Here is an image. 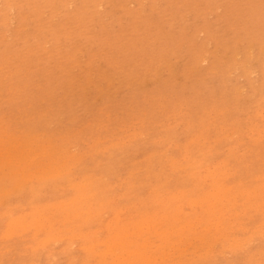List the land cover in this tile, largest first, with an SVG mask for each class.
I'll return each mask as SVG.
<instances>
[{"label": "rangeland", "instance_id": "obj_1", "mask_svg": "<svg viewBox=\"0 0 264 264\" xmlns=\"http://www.w3.org/2000/svg\"><path fill=\"white\" fill-rule=\"evenodd\" d=\"M263 103L264 0H0V264H264Z\"/></svg>", "mask_w": 264, "mask_h": 264}, {"label": "bare ground", "instance_id": "obj_2", "mask_svg": "<svg viewBox=\"0 0 264 264\" xmlns=\"http://www.w3.org/2000/svg\"><path fill=\"white\" fill-rule=\"evenodd\" d=\"M140 1H141V0H140ZM125 4H126V3H125ZM177 6H178V5H177ZM69 7H70V6H69ZM215 11H216V10H215ZM56 13H57V12H56ZM23 17H24V16H23ZM103 17H104V16H103ZM244 24H245V23H244ZM200 34H202V33H200ZM236 44H237V43H236ZM81 50H82V49H81ZM229 74H230V73H229ZM249 76H251V75H249ZM240 79H241V78H240ZM104 81H105V80H104ZM234 89H235V88H234ZM240 90H241V89H240ZM256 92H257V91H256ZM156 98H157V97H156ZM180 102H181V101H180ZM161 103H162V102H161ZM261 103H262V102H261ZM158 104H159V103H158ZM179 104H180V103H179ZM263 104H264V103H263ZM260 105H261V104H260ZM163 108H165V107H163ZM177 108H178V106H177ZM179 108H180V107H179ZM186 108H187V107H186ZM166 109H167V108H166ZM161 110H162V109H161ZM167 110H168V109H167ZM217 110H218V109H217ZM263 110H264V109H263ZM209 111H210V110H209ZM219 112H220V111H219ZM256 112H257V111H256ZM166 113H167V112H166ZM174 113H176V112H174ZM217 113H218V112H217ZM259 113H260V112H259ZM180 114H181V113H180ZM256 114H258V113H256ZM256 114H255V115H256ZM143 115H144V114H143ZM168 115H169V114H168ZM260 115H261V114H259V116H260ZM263 115H264V114H263ZM138 117H139V116H138ZM261 117H262V116H261ZM165 118H166V117H165ZM249 118H250V117H249ZM138 119H139V118H138ZM203 119H204V118H203ZM262 119H263V118H262ZM262 119H261V120H262ZM1 120H2V119H1ZM98 120H99V119H98ZM121 120H122V119H121ZM163 120H164V119H163ZM143 121H144V120H143ZM177 121H178V120H177ZM96 122H97V121H96ZM139 122H140V121H139ZM174 122H175V121H174ZM261 122H262V121H261ZM207 123H208V122H207ZM152 124H153V123H152ZM163 124H164V123H163ZM95 125H96V124H95ZM173 125H174V124H173ZM195 125H196V124H195ZM251 125H252V124H251ZM254 125H255V124L253 123V126H254ZM256 125H257V123H256ZM261 125H262V124H261ZM261 125H260V126H261ZM263 125H264V124H263ZM50 126H51V125H50ZM87 126H88V125H87ZM146 126H147V125H146ZM174 126H175V125H174ZM190 126H191V125H190ZM236 126H237V125H236ZM133 127H134V126H133ZM141 127H142V126H141ZM254 127H255V133H256V126H254ZM254 127H253V128H254ZM88 128H89V127H88ZM190 128H191V127H190ZM223 128H224V127H223ZM250 128H252V127L250 126ZM262 128H263V127H261V130H262ZM106 129H107V128H106ZM258 129H259V128H258ZM258 129H257V131H258ZM127 130H128V129H127ZM207 130H208V129H207ZM218 130H219V129H218ZM259 130H260V129H259ZM32 131H33V130H32ZM118 131H119V130H118ZM251 131H252V130H251ZM263 131H264V129H263ZM46 132H47V131H46ZM203 132H204V131H203ZM260 132H261V131H260ZM38 133H39V132H38ZM226 133H227V132H226ZM86 134H87V133H86ZM144 134H145V133H144ZM233 134H234V133H233ZM260 134H261V133H260ZM8 135H9V134H8ZM36 135H37V134H36ZM104 135H105V134H104ZM256 135H257V133H256ZM261 135H262V134H261ZM261 135H260V136H261ZM263 135H264V134H263ZM32 136H33V135H32ZM248 136H249V135H248ZM257 136L259 137V140L263 138V137L260 138L259 134H258ZM107 137H108V136H107ZM141 137H142V136H141ZM228 137H229V136H228ZM77 138H78V137H77ZM229 138H231V137H229ZM139 139H140V138H139ZM161 139H162V138H161ZM11 140H12V139H11ZM34 140H35V139H34ZM34 140H33V141H34ZM158 140H159V139H158ZM256 140H257V139H256ZM259 140H258V141H259ZM33 141H32V142H33ZM36 141H37V140H36ZM36 141H34V142H36ZM38 141H39V140H38ZM184 142H185V141H184ZM193 142H195V141H193ZM202 142H203V141H202ZM202 142H201V143H202ZM42 143H44V142H42ZM127 143H128V142H127ZM170 143H171V142H170ZM170 143H169V144H170ZM196 143L198 144V142H196ZM238 143H239V142H238ZM24 144H25V143H24ZM31 144H34V143H31ZM31 144H29V145L31 146ZM35 144H36V143H35ZM37 144H38V142H37ZM49 144H52V143H49ZM54 144H55V143H54ZM199 144H200V143H199ZM27 145H28V144H27ZM38 145H39V144H38ZM45 145H46V144H45ZM45 145H44V146H45ZM52 145H53V144H52ZM209 145H210V144H209ZM25 146H26V145H25ZM30 146H29V148H30L29 150H31V147H30ZM40 146L43 147V144H41ZM46 146H47V145H46ZM46 146H45V147H46ZM53 146H54V145H53ZM62 146H63V145H62ZM62 146H61V147H62ZM42 147H41V149H42ZM49 147H51V146H49ZM49 147H48V148H49ZM67 147H68V146H67ZM67 147H66L65 149H67ZM72 147H73V146H72ZM32 148H33V147H32ZM34 148H35V147H34ZM38 148H40V147H38ZM43 148H44V147H43ZM46 148H47V147H46ZM46 148H45V149H46ZM53 148H54V147H53ZM63 148H64V147H63ZM69 148H70V146H69ZM77 148H78V147H77ZM165 148H166V147H165ZM27 149H28V146H27ZM41 149H40L39 151H41ZM58 149H59V147H58ZM211 149H212V148H211ZM246 149H247V148H246ZM25 150H26V149H25ZM29 150H27V151H29ZM50 150H52V149H50ZM54 150H55V149H54ZM67 150H68V149H67ZM69 150H71V148H70ZM121 150H122V149H121ZM238 150H239V149H238ZM32 151L35 152V149H33ZM52 151H53V150H52ZM257 151H258V150H257ZM45 152L47 153L48 151L46 150V151H44V153H45ZM50 152H51V151H50ZM50 152H49V153H50ZM57 152H58V151H57ZM59 152H60V151H59ZM63 152H64V151H63ZM165 152H166V150H165ZM217 152H218V151H217ZM233 152H235V151H233ZM27 153H28V152H27ZM27 153H26V154H25V153H24V154L21 153V154H18V156L16 155L17 157H16V156H15V157L12 156V157L17 158V159H15V160H17V162H20V161L24 160V162H27V163H28V160L30 159V156H29V153H28V155H27ZM39 153H43V152L41 151V152H39ZM39 153L36 152L35 154H39ZM51 153H53V152H51ZM54 153H55V151H54ZM66 153H67V152H66ZM161 153H162V152H161ZM30 154H31V153H30ZM35 154H34V155H35ZM61 154H63V153H61ZM110 154H111V153H110ZM164 154H166V153H164ZM164 154H163V155H164ZM50 155H51V154H50ZM149 155H150V154H149ZM210 155H211V154H210ZM40 156H42V155H40ZM44 156H45V154H44ZM54 156H55V155H54ZM57 156H58V155H57ZM165 156H166V155H165ZM12 157L10 158V156H9L8 159H10V160L14 159V158H12ZM51 157H52V159H53V156H51ZM63 157H64V156H63ZM68 157H71V155L68 156ZM183 157H184V156H183ZM26 159H27V160H26ZM52 159H51V160H52ZM57 159H58V158H57ZM92 159H93V158H92ZM96 159H97V158H96ZM163 159H164V158H163ZM51 160H50V161H51ZM31 161L33 162L34 160L31 159ZM50 161H49V163H50ZM227 161H228V160H227ZM11 162H12V161H11ZM32 162H31V163H32ZM52 162H53V161H52ZM14 163H15V162H14ZM14 163H13V164H14ZM56 163H57V162H56ZM118 164H119V163H118ZM173 164H174V162H173ZM198 164H199V161H198ZM253 164H254V163H253ZM257 164H258V163H257ZM4 165H5V164H3V165H1V166H4ZM8 165H10L9 162H8ZM48 165H49V164H48ZM151 165H152V164H151ZM192 165H193V164H192ZM194 165H195V164H194ZM202 165H203V164H202ZM247 165H248V164H247ZM59 166H60V164H59ZM59 166H58V167H59ZM195 166H198V165H195ZM53 167H54V166H53ZM56 167H57V166H56ZM56 167H55V169H56ZM151 167H153V166H151ZM214 167H215V166H214ZM216 167H217V166H216ZM172 168H173V166H172ZM226 168H227V167H226ZM41 169H42V168H41ZM212 169H213V168H212ZM215 169H216V168H215ZM222 169H223V167H222ZM49 170H50V169H49ZM145 170H146V169H145ZM195 170H198V169H195ZM200 170H202V169H200ZM210 170H211V169H210ZM249 170H250V169H249ZM14 171H16V170H14ZM54 171H56V170H54ZM113 171H114V170H113ZM198 171H199V170H198ZM212 171H213V170H212ZM16 172H17V171H16ZM14 173H15V172H14ZM52 173H53V172H52ZM229 173H230V172H229ZM234 173H235V172H234ZM193 174H194V173H193ZM193 174L191 173L192 176H193ZM213 174H214V173H213ZM225 174H226V173H225ZM135 175H136V174H135ZM202 175H203V174H202ZM232 175H233V174H232ZM101 176H102V175H101ZM194 176H195V174H194ZM213 176H214V175H213ZM227 176H228V174H227ZM204 177H205V176H204ZM223 177H224V176H223ZM205 178H206V177H205ZM220 178H221V177H220ZM226 178H227V177H226ZM226 178H225V179H226ZM102 179H103V176H102ZM104 179H105V177H104ZM198 179H199V178H198ZM201 180H202V179H201ZM201 180H200V181H201ZM56 181H57V180H56ZM203 181H204V180H203ZM224 181H225V180H224ZM31 182H32V181H31ZM82 183H83V182H82ZM132 183H133V182H132ZM213 183H214V182H213ZM213 183H212V184H213ZM215 183H216V182H215ZM241 183H242V182H241ZM253 183H254V182H253ZM261 183H262V182H261ZM85 184H87V183H85ZM85 184H84V185H85ZM236 184H238V183H236ZM239 184H240V183H239ZM239 184H238V185H239ZM262 184L264 185V183H262ZM80 185H81V184H79V186H77V187H80ZM90 185H91V183H90ZM242 185H243V183H242ZM75 186H76V185H75ZM81 186H82V190H83V189H84V188H83V187H84L83 184H82ZM178 186H179V185H178ZM210 186H211V185H210ZM220 186L222 187V184H220ZM229 186L231 187V185H229ZM240 186H241V185H240ZM77 187H76V188H77ZM217 187H218V186H217ZM221 187H219V188H220V189L224 188V187H222V188H221ZM230 187H229V188H230ZM232 187H233V185H232ZM238 187H239V186H238ZM260 187H263V186H260ZM260 187H259V188H260ZM44 188H46V187H44ZM85 188H87V187H85ZM215 188H216V187H215ZM229 188H228V189H229ZM234 188H235V187H233V190H234ZM242 188H243V187H242ZM242 188H241L240 190H242ZM194 189H195V188H194ZM212 189H213V187H211V191H212ZM226 189H227V188H225L224 191L222 190V194H223V192L226 191ZM230 189H231V188H230ZM246 189H247V188H246ZM80 190H81V188H80ZM84 190H85V189H84ZM89 190H90V189H89ZM209 190H210V189H209ZM218 190H219V189H218ZM231 190H232V189H231ZM240 190H239V191H240ZM249 190H251V189H249ZM252 190H253V189H252ZM261 190H262V188H261ZM261 190H259V191L261 192ZM216 191H217V190H216ZM212 192H213V191H212ZM242 192L244 193V191H241V193H242ZM92 193L94 194L93 191H92ZM154 193H155V192H154ZM217 193H219V192L217 191V192L215 193V196H216ZM220 193H221V192H220ZM227 193H228V192H227ZM239 193H240V192H239ZM241 193H240V194H241ZM248 193H249V192H248ZM252 193H253V197H254L255 194H254V192H252ZM252 193H249V194L251 195ZM257 193H258V192H257ZM262 193H263V192H262ZM262 193H260V195H262ZM74 194H76V193H74ZM108 194H109V193H108ZM232 194H233V193H232ZM245 194H246L247 196H250V195L247 194V192H245ZM78 195H82V193H80V194H78ZM88 195L90 196L91 193L88 194ZM88 195H87V197H88ZM208 195H209V197H210L211 195H214V193H212V194H208ZM208 195H207V197H208ZM217 195H218V194H217ZM223 195H224V194H223ZM223 195H221V196H223ZM230 195H231V194H230ZM236 195L238 196L239 194H237V192H236L235 196H236ZM246 195L244 196V199L246 198V199L248 200V198L246 197ZM263 195H264V193H263ZM263 195H262V196H263ZM13 196H14V195H13ZM154 196H155V195H154ZM198 196H199V195H198ZM204 196H205V195H204ZM226 196H227V195H226ZM231 196H232V195H231ZM233 196H234V195H233ZM233 196H232V197H233ZM241 196H242V195H241ZM256 196H258V194H257ZM15 197H16V195H15ZM74 197H75V196H74ZM79 197H80V196H79ZM83 197H85V196L83 195ZM152 197H153V196H152ZM199 197H200V196H199ZM199 197H198V199H199ZM239 197H240V196H239ZM258 197H260V196H258ZM80 198H81V197H80ZM80 198H79V199H80ZM91 198H92V197H91ZM200 198H201V197H200ZM222 198H223V197H222ZM222 198H221V199H222ZM225 198H226V197H225ZM227 198L229 199L230 196H228ZM227 198H226V199H227ZM235 198H236V197H235ZM256 198H257V197H255V199H256ZM73 199H76V198H73ZM73 199H71V201H73ZM82 199H83V198H82ZM88 199H89V198H88ZM176 199H177V198H176ZM192 199H193V198H192ZM195 199H196V198H195ZM203 199H204V197H203ZM208 199H209V198H208ZM210 199H212V197H211ZM216 199L218 200V198H216ZM260 199H261V198H260ZM47 200H48V199H47ZM170 200H171V199H170ZM184 200H185V199H184ZM190 200H191V199H190ZM190 200H189V201H190ZM204 200H207V198H205ZM204 200H202L203 203H204ZM229 200H230V199H229ZM232 200H233V199H232ZM235 200H236V199H234V201H235ZM241 200H242V199H241ZM257 200H258V198H257ZM75 201H76V200H75ZM75 201H74V202H75ZM115 201H116V200H115ZM173 201H174V200H173V198H172V202H173ZM187 201H188V200H187ZM194 201H195L194 203H192L193 201L191 202L192 205H193V204L196 205L195 203H197V202H196V200H194ZM200 201H201V199H200ZM202 201H201V203H202ZM207 201H208V200H207ZM212 201H213V200H212ZM226 201H227V200H226ZM261 201H262L261 203H262L263 206H264L263 199H262ZM78 202H79V201H78ZM102 202H103V201H102ZM110 202H112V201L110 200ZM164 202H165V201H164ZM164 202H163V203H164ZM214 202H215V201H214ZM214 202H212V203H214ZM220 202H221V201H220ZM227 202H228V201H227ZM227 202H226V203H227ZM236 202H237V201H236ZM259 202H260V201H259ZM62 203H63V202H62ZM69 203H70V202H69ZM71 203H72V202H71ZM76 203H77V202H76ZM86 203H87V202H86ZM91 203H92V202H90V204H91ZM100 203H101V202H100ZM170 203H171V202H170ZM201 203H200V206H201V205L203 206L204 204H203V203L201 204ZM212 203H210V204L212 205ZM254 203H255V202H254ZM74 204H75V203H74ZM90 204H89L88 206H90ZM205 204H206V201H205ZM234 204H235V202H234ZM237 204H238V203H237ZM249 204H251V203H249ZM249 204H248V205H249ZM262 204H259L258 206H260V205H262ZM57 205H59V204H57ZM57 205H56V206H57ZM62 205H63V204H62ZM66 205H67V204H66ZM70 205H71V204H69L68 206H70ZM103 205H104V204H103ZM180 205H181V203H180ZM213 205H215V204H213ZM216 205H218V202H217ZM221 205H222V204L220 203V206H221ZM225 205H226V204H225ZM248 205H247V206H248ZM251 205H252V204H251ZM256 205H257V202H256ZM59 206H60V205H59ZM63 206H64V205H63ZM81 206H82V205H81ZM99 206H100V205H99ZM114 206H115V205H114ZM189 206H191V204H189ZM198 206H199V205H198ZM202 206H201V207H202ZM206 206H207V204H206ZM222 206H223V205H222ZM222 206H221V207H222ZM230 206H231V204H230ZM45 207H46V206H45ZM47 207H48V206H47ZM57 207H58V206H57ZM60 207H61V206H60ZM74 207L77 208L76 205H75ZM107 207H108V206H107ZM111 207H113V206H111ZM157 207H158V206H157ZM201 207H200V208H201ZM227 207H228V206H227ZM232 207H235V206L233 205V206H231V208H232ZM251 207H254V206H251ZM260 207H261V206H260ZM51 208H52V207H51ZM64 208H65V207H64ZM71 208H72V207H71ZM103 208H104V207H103ZM178 208H179V207H178ZM214 208H215V206H214ZM222 208H223V207H222ZM222 208H221V209H218V208H217V210H223ZM225 208H226V206H225ZM35 209H36V208H35ZM61 209H63V208L61 207ZM104 209H105V208H104ZM175 209H176V208H175ZM193 209H195V208H193ZM207 209L209 210V207H207ZM256 209H258V208H256ZM256 209H255V210H256ZM57 210H58V209H57ZM88 210H89V209H88ZM88 210L86 209V211H88ZM92 210H94V209H92ZM106 210H107V209H106ZM117 210H119V208H118ZM117 210H116V211H117ZM124 210H125V209H124ZM201 210H205V209H201ZM208 210H207V211H208ZM217 210L215 209V211H217ZM227 210H228V209L226 208V211H227ZM262 210H263V212H264V208H261V210H259L258 213H260V211H262ZM65 211H66V210H65ZM82 211H84V210H82ZM101 211H102V208H101ZM103 211H105V210H103ZM103 211H102V212H103ZM171 211H172V210H171ZM180 211H181V210H180ZM210 211H211V210H210ZM210 211H209V212H210ZM226 211H225V212H226ZM228 211H229V210H228ZM244 211H245V210H244ZM249 211H250V209H249ZM89 212H90V211H89ZM107 212H108V211H107ZM107 212L105 211V213H107ZM158 212H159V211H158ZM174 212H175V211H174ZM174 212H173V213H174ZM197 212H198V211H197ZM204 212H205V211H204ZM204 212H203V213H204ZM211 212H213V211H211ZM232 212H233V211H232ZM234 212H235V211H234ZM263 212H262V213H263ZM48 213H49V212H48ZM61 213H62V212H61ZM77 213H78V211H77ZM105 213H104V214H105ZM167 213H168V212H167ZM175 213H177V212H175ZM188 213H189V212H188ZM216 213H218V212H215V214H216ZM223 213H224V212H223ZM230 213H231V212H230ZM230 213H227V214H230ZM242 213H244V212H242ZM251 213H252V212H251ZM62 214H63V213H62ZM67 214H68V213H67ZM67 214H66V215H67ZM74 214H76V213H74ZM101 214H103V213H101ZM114 214H115V213H114ZM165 214H166V212H165ZM181 214H182V212H181ZM181 214H179V215L181 216ZM189 214H190V213H189ZM220 214H221V213H220ZM220 214H218V215H220ZM227 214H226V216H227ZM234 214H236V213H234ZM42 215H43V214H42ZM66 215H65V216H66ZM71 215H72V214H71ZM79 215H80V214H79ZM98 215H100V214H98ZM152 215H153V214H152ZM161 215H162V214H160V217H162ZM175 215H176V214H174V216H175ZM177 215H178V214H177ZM198 215H199V214H198ZM198 215H197V216H198ZM211 215H212V213H211ZM213 215H214V213H213ZM221 215H222V214H221ZM236 215H237V214H236ZM241 215H243V214H241ZM142 216H143V215H142ZM150 216H151V215H150ZM163 216H164V220H165L167 217L165 218L166 215H163ZM167 216H168V214H167ZM184 216H185V215H184ZM197 216H195V217H197ZM234 216H235V215H234ZM238 216H239V215H238ZM250 216H252V214H251ZM7 217H8V216H7ZM19 217H20V216H19ZM21 217H22V216H21ZM21 217H20V218H21ZM26 217H27V216H26ZM58 217H59V216H58ZM63 217H64V215H63ZM67 217L69 218V216H67ZM96 217H98V216H96ZM198 217H200V216H198ZM213 217H214V216H213ZM217 217H218V219H219V220H218V219L216 218L218 222H220L221 218L223 219V216H222V217H221V216H217ZM219 217H221V218H219ZM241 217H242V216H241ZM248 217H249V216H248ZM248 217H247V218H248ZM51 218H52V217H51ZM71 218H72V216H71ZM71 218L69 219V222H70ZM74 218H75V217H74ZM116 218H118V217H116ZM144 218H145V217H144ZM144 218H143V219H144ZM174 218H175V217H174ZM226 218H227V217H226ZM230 218H231V215H230ZM250 218H251V217H250ZM255 218H256V217H255ZM37 219H38V218H37ZM37 219H36V220H37ZM101 219H102V218H101ZM101 219H100V220H101ZM149 219H150V217H149ZM149 219H147V220H149ZM159 219H160V218H159ZM168 219H170V218H168ZM195 219H196V218H195ZM210 219H211V217H210ZM210 219H208V220H210ZM227 219H229V217H228ZM14 220H15V219H14ZM16 220H17V218H16ZM16 220H15V221H16ZM22 220L25 221L26 219H22ZM43 220H44V218H43ZM45 220H46V219H45ZM65 220H66V219H65ZM83 220H85V219L83 218ZM100 220H99V222H100ZM145 220H146V219H145ZM157 220H158V219H157ZM157 220L155 221V222H156L155 224H157V222H158V225H159L160 221H157ZM172 220H173V219H172ZM175 220H176V219H175ZM180 220H181V219H180ZM197 220H198V218H197ZM201 220H202V219L200 218L199 221H201ZM206 220H207V219H206ZM263 220H264V219H263ZM37 221H39V220H37ZM37 221H36V222H37ZM61 221H62V220H61ZM67 221H68V220H67ZM67 221H66V222H67ZM110 221H111V219H110ZM115 221H116V220H114V222H115ZM176 221H177V220H176ZM187 221H188V220H186V223H187ZM191 221H192V220H191ZM203 221H204V220H203ZM223 221H224V220H223ZM226 221H227V220H226ZM231 221H232V220H231ZM231 221H230V222H231ZM236 221H237V220H235V221H233V222H236ZM17 222H18V221H17ZM26 222H27V221H26ZM45 222H46V221H45ZM45 222H44V223H45ZM64 222H65V221H64ZM66 222H65V223H66ZM96 222H97V221H96ZM99 222H98V223H99ZM112 222H113V221H112ZM142 222H143V221H142ZM142 222H141V223H142ZM146 222H147V221H146ZM146 222H145V223H146ZM169 222H170V221H169ZM192 222H194V221H192ZM210 222H211V221H210ZM210 222H209V223H210ZM213 222H214V221L212 220L211 223H213ZM218 222H216V220H215V225H216V223H218ZM228 222H229V221H228ZM228 222H227V223H228ZM233 222H232V225H234ZM238 222H239V221H238ZM262 222H263V221H262ZM41 223H42V221H41ZM86 223H87V222H86ZM106 223H107V222H106ZM137 223H138V222H137ZM153 223H154V222H153ZM186 223H185V224H186ZM196 223H197V222H196ZM200 223H201V222H200ZM206 223H207V222H206ZM211 223H210V224H211ZM227 223H226L225 225H227ZM10 224H11V223H10ZM31 224H33L32 227H36V226L38 227V225H41V224H39V223H38V225H36L35 223H31ZM48 224H49V223H48ZM48 224H47V225H48ZM51 224H52V223H51ZM51 224H50V225H51ZM110 224H111V222H110ZM116 224H118V223H116ZM135 224H136V222L133 223L132 225L135 226ZM147 224H149V222H147ZM181 224H182V223H181ZM237 224H238V223H237ZM13 225H16V224H13ZM13 225H12V226H13ZM24 225H25V224H24ZM34 225H36V226H34ZM42 225H43V224H42ZM71 225H72V224H71ZM80 225H81V224H80ZM80 225H79V226H80ZM107 225H108V223H107ZM183 225H184V223H183ZM192 225H193V224H192ZM192 225L189 224L190 228L192 227ZM200 225H201V224H200ZM200 225H199V226H200ZM205 225H206V224H205ZM205 225H204V226H205ZM207 225H209V224H207ZM223 225H224V223H223ZM263 225H264V224H263ZM12 226L9 227V225H8L9 228H11ZM16 226H17V225H16ZM16 226H15V227H16ZM79 226H78V227H79ZM90 226H91V225H90ZM108 226H109V225H108ZM108 226H107V227H108ZM134 226H132V228L136 229L138 225L136 226V228H135ZM142 226H143V225H142ZM152 226H153V225H152ZM156 226H157V225H156ZM189 226H188V227H189ZM228 226H229V225H228ZM228 226H226V228L224 229L223 232H226L225 230L227 229ZM20 227H21V224H19V228H20ZM70 227H72V226H70ZM76 227H77V226H76ZM112 227L115 228V226H112ZM122 227H124V226H122ZM166 227H167V226H166ZM171 227H172V226H171ZM178 227H179V226H178ZM178 227H177V228H178ZM220 227H221V226H220ZM220 227H219V228H220ZM222 227H223V226H222ZM224 227H225V226H224ZM9 228H8V229H9ZM21 228H22V227H21ZM28 228H29V227H27V229H28ZM54 228H55V227H54ZM54 228H53V229H54ZM140 228H141V226H140ZM145 228H146V225H145ZM151 228H152V227H151ZM156 228H157V227H156ZM177 228H175V229H177ZM181 228H182V227H181ZM185 228H187V225H186V227L183 228V230H184ZM202 228H203V227H202ZM202 228H201V229H202ZM207 228H208V226H207ZM231 228H232V227H231ZM237 228H238V227H237ZM242 228H243V227H242ZM242 228H241V229H242ZM13 229H14V226H13ZM17 229H18V228H15V230H17ZM24 229H25V228H24ZM24 229H22V231H23ZM27 229H26V231H27ZM47 229L49 230V227H48ZM50 229H52V228H50ZM70 229H72V228H70ZM70 229H69V230H70ZM106 229H107V228H106ZM126 229H128V228H126ZM134 229H133V231H135ZM147 229H148V228H147ZM164 229H165V228H164ZM167 229H168V228H167ZM187 229H188V228H187ZM194 229H195V227H193V230H194ZM209 229H210V228H209ZM209 229H207V232H208ZM216 229H218V228L216 227L215 230H216ZM239 229H240V227H239ZM19 230H20V229H19ZM35 230H36V229H35ZM37 230H38V229H37ZM40 230H41V228H40ZM69 230H68V231H69ZM73 230H74V229H73ZM93 230H94V229H93ZM137 230H138V229H137ZM177 230H178V229H177ZM193 230H192V231H193ZM204 230H205V229H204ZM218 230H220V229H218ZM232 230H233V228H232ZM236 230H237V229H236ZM243 230H244V229H243ZM70 231H71V230H70ZM107 231H108V229H107ZM107 231H106V232H107ZM142 231H143V230H142ZM144 231H145V230H144ZM166 231H167V230H166ZM166 231H164V232H162V233H165ZM170 231H172V230H170ZM181 231H182V230H181ZM181 231H180V233H181ZM196 231H197V230H196ZM228 231H229V228H228ZM241 231H242V230H241ZM246 231H247V229H246ZM11 232H12V229H11V231H10L9 233H11ZM13 232H14V231H13ZM47 232H48V231H47ZM71 232H72V231H71ZM110 232H111V231H110ZM121 232H122V230H121ZM127 232H128V231H127ZM127 232H125L126 235L128 234ZM130 232H132V231H130ZM139 232H141V231H139ZM147 232H148V231H147ZM147 232H146V233H147ZM150 232H151V231H150ZM154 232L156 233L157 231H154ZM176 232H177V231H176ZM187 232H189V230H188ZM213 232H214V230H213ZM219 232H220V231H218V234H219ZM238 232H239V231H238ZM20 233H21V232H20ZM40 233H41V232H40ZM48 233H49V232H48ZM48 233H47V234H48ZM56 233H58V232L56 231ZM56 233L54 234L55 237L57 236ZM80 233H81V232H80ZM80 233H79V234H80ZM108 233H109V232H108ZM113 233H114V232H113ZM113 233H112V234H113ZM133 233H135V232H133ZM133 233H131V234L129 233V236L132 235ZM137 233H138V232H137ZM170 233H171V232H170ZM172 233H173V232H172ZM177 233H178V232H177ZM204 233H206V232H204ZM215 233H217V231H215ZM235 233H236V232H235ZM11 234H12V233H11ZM30 234H31V233H30ZM50 234H51V233H50ZM79 234H78V236H79ZM85 234H86V233H85ZM112 234L110 235L111 238H112ZM117 234H118V233H117ZM121 234H122V233H121ZM123 234H124V233H123ZM142 234H144V233H142ZM181 234H182V233H181ZM211 234H212V233H211ZM226 234H227V233H226ZM52 235H53V234H52ZM52 235H51V237H52ZM54 235H53V238H55ZM72 235H73V234H72ZM72 235H71V236H72ZM83 235H84V234H83ZM83 235H82V236H83ZM89 235H91L92 237H94V235L91 233V234H88L86 237H83V239L86 238V239L88 240V238H89L88 236H89ZM95 235H96V234H95ZM114 235H115V239H116V240H117V238H118L119 243L122 242V240L125 241V239H126L125 236H123L124 239L121 238L122 240L120 241V240H119V237H120V236L116 237V234H114ZM136 235H137V234H136ZM151 235H152V234H151ZM160 235H162V234H160ZM198 235H199V238H200V237H201V236H200L201 234L199 233ZM205 235H206V234H205ZM205 235H204V236H205ZM208 235H209V234H208ZM224 235H225V234H224ZM224 235H223V236H224ZM228 235H229V234H228ZM60 236H61V235H60ZM71 236H70V237H71ZM75 236H77V235H75ZM110 236H109V239H111ZM133 236H135V235L133 234ZM137 236H138V235H137ZM137 236H136V237H137ZM164 236L168 237V234H167V235H164ZM176 236H177V235H176ZM196 236H197V235H196ZM196 236H195V237H196ZM11 237H12V236H11ZM51 237H48V235H47V238H51ZM58 237H59V234H58ZM80 237H81V235H80ZM92 237H90L89 239H90V242L92 241V243H93L94 239H96L97 237L95 236L96 238L94 237L93 240H91ZM107 237H108V236H107ZM130 237H131V236H130ZM139 237H140V236H139ZM139 237H137L136 239L138 240ZM166 237H165V238H166ZM181 237H182V236H181ZM202 237H203V235H202ZM202 237H201V238H202ZM216 237H217V235H216ZM219 237H220V236H219ZM44 238L46 239V237H43V239H44ZM77 238H78V237H77ZM113 238H114V237H113ZM113 238H112V239H113ZM158 238H160V237H158ZM158 238H156V239H158ZM163 238H164V237H163ZM163 238H162V239H163ZM186 238H187V236L184 237V240H185ZM192 238H193V237H192ZM197 238H198V237H197ZM210 238H211V236H210ZM213 238H214V237H213ZM221 238H222V235H221ZM17 239H18V238H17ZM55 239H56V242H57V239L60 241V237H59V238H55ZM55 239H54V241H55ZM69 239H70V238H69ZM73 239H74V238H73ZM81 239H82V238H81ZM86 239H85V242L87 241ZM133 239H134V238H133ZM133 239H132V241H129V242H131V244H135V243H133V242L135 241V240L133 241ZM149 239H150V238H149ZM160 239H161V238H160ZM170 239H171V238H170ZM179 239H180V238H179ZM202 239L205 240V237L202 238ZM214 239H215V238H214ZM218 239H219V238H218ZM226 239H227V238H226ZM228 239H230V238H228ZM232 239H233V238H232ZM22 240H23V239H22ZM30 240H31V239H30ZM32 240H33V239H32ZM51 240H52V238H51ZM106 240H108V239H106ZM128 240H129V239H128ZM163 240H164V239H163ZM163 240H162V241H163ZM177 240H178V239H177ZM204 240H203V241H204ZM206 240L208 241L209 238L206 239ZM211 240H213V239H211ZM216 240H217V239H216ZM3 241H4V240H3ZM5 241H6V240H5ZM41 241H42V240H41ZM41 241H40V244H41ZM44 241L46 242V240H44ZM49 241H50V240H49ZM52 241H53V240H52ZM52 241H51V242H52ZM72 241H73V240H72ZM72 241H71V239H70L69 243H71ZM88 241H89V240H88ZM96 241H97V239H96ZM100 241H101V240H100ZM108 241H109V240H108ZM118 241H117V242H118ZM126 241H127V239H126ZM153 241H154V240H153ZM162 241H161V242H162ZM213 241H214V240H213ZM231 241H232V240H231ZM235 241H236V240H235ZM247 241H248V240H247ZM45 242H44L43 244H45ZM56 242H55V243H56ZM83 242H84V241H83ZM85 242H84V243H85ZM103 242L105 243V239L103 240ZM103 242L101 241L100 244L103 245V244H104ZM110 242L113 243L114 241L111 240ZM117 242H116V243H117ZM129 242H123V243H127L126 245H129V244H128ZM147 242H148V239H147V241L144 242V243H147ZM164 242H167V240H166V241L164 240ZM168 242H169V241H168ZM171 242H172V241H171ZM173 242H174V241H173ZM184 242H185V241H184ZM186 242H187V241H186ZM188 242L190 243V241H188ZM191 242H192V241H191ZM193 242H194V240H193ZM198 242H199V241H198ZM226 242H227V241H226ZM226 242H225V243H226ZM237 242H238V241H237ZM237 242H236V243H237ZM250 242H251V241H249V243H250ZM47 243H48V242H46V244H47ZM84 243H83V244H84ZM86 243H87V242H86ZM86 243H85V244H86ZM97 243H98V242H95V241H94L93 244H96V245H97ZM102 243H103V244H102ZM144 243H139V244H141V245L143 244L142 246L140 245V247L146 246V245H144ZM150 243H151V242H150ZM158 243H159V242H158ZM174 243H176V242H174ZM174 243H173V244H174ZM200 243H201V241H200ZM208 243H209V242H207V244H208ZM210 243H211V242H210ZM222 243H223V242H222ZM222 243H221V244H222ZM236 243H234V244H236ZM56 244H58V243H56ZM89 244H91V243H89ZM98 244H99V243H98ZM120 244H121V245H120L119 247H122V243H120ZM131 244H130V246H131ZM137 244H138V243H137ZM139 244H138V245H139ZM182 244H185V243H182ZM219 244H220V243H219ZM38 245H39V243H38ZM81 245H82V244H81ZM91 245H92V244H91ZM96 245H94V246H96ZM107 245H108V243H107ZM153 245H154V244H153ZM153 245H152V246H153ZM157 245H158V244H157ZM157 245H156V248H157ZM159 245H160V244H159ZM159 245H158V246H159ZM162 245H163V244H162ZM174 245H175V244H174ZM201 245H202V244H201ZM211 245H212V244H211ZM213 245H215V243H214ZM236 245H237V244H236ZM53 246H55V245L53 244ZM85 246H86V245H85ZM88 246H89V245H88ZM88 246H87V247L82 246V247L85 248V249H86V248H87V249H91V250L93 249V248H89ZM109 246H110V245H109ZM109 246H108V247H109ZM111 246H118V243H117L116 245H111ZM123 246H124L125 249L127 248V246L125 247V244H124ZM134 246H135V245L132 246L133 249H135ZM178 246H179V245H178ZM188 246H189V245H188ZM188 246H186V247H188ZM190 246H191V245H190ZM203 246H204V245H203ZM244 246H245V245H244ZM91 247H92V246H91ZM119 247H118V248H119ZM132 247H131V248H132ZM135 247H136V246H135ZM137 247H138V246H137ZM191 247H192V246H191ZM197 247H199V246H197ZM210 247H212V246H210ZM213 247H214V246H213ZM213 247H212V249H213ZM35 248H36V247H35ZM83 248H82V249H83ZM95 248H96V247H95ZM101 248H102V247H101ZM111 248L113 249V247H111ZM116 248H117V247H115V249H116ZM122 248H123V247H122ZM124 248H123V249H124ZM131 248H130V251L133 250V249L131 250ZM170 248H171V247H169V249H170ZM184 248H185V246H184ZM194 248H195V245H194ZM201 248H202V246H201ZM208 248H209V247H208ZM97 249H100V248H96V250H97ZM104 249H106V247H105ZM119 249H120V248H119ZM123 249H122V250H123ZM125 249H124V253H125V251H126L128 248H127L126 250H125ZM136 249L139 250L140 248H136ZM173 249H174V248H173ZM175 249L178 250L177 246L175 247ZM179 249L181 250L182 248L180 247ZM196 249H197V248H196ZM205 249H206V248H205ZM212 249H211V250H212ZM83 250H84V249H83ZM91 250H88V251H87L88 254L90 253V254L87 255V256H90V255H93V254H94V256H95V254H96V255L98 254L97 252H96V253H93V252H94V251H93L94 249H93L92 251H91ZM142 250H143V249H142ZM146 250H147V249H146ZM151 250H152V249H151ZM153 250H154V249H153ZM163 250H164V249H163ZM209 250H210V249H209ZM209 250H208V251H209ZM239 250H240V249H239ZM2 251H3V250H2ZM99 251H100V250H99ZM102 251H105V250H102ZM109 251H111V250H109ZM116 251H117V250H116ZM116 251H115V253H114L115 256H116ZM127 251H128V250H127ZM130 251H129V252H130ZM134 251H135V253L138 252V251H136V250H133L131 253L133 254ZM168 251H169V250H168ZM173 251H175V250H173ZM182 251H183V250H182ZM182 251H180V252H182ZM191 251H193V249H192ZM196 251H197V250H196ZM237 251H238V250H237ZM38 252H39V250H38ZM53 252H54V251H53ZM120 252H121V250H120ZM120 252H119V253H120ZM129 252H126V253H129ZM142 252H143V251H142ZM147 252H148V251H147ZM160 252H161V251H160ZM180 252H179V253H180ZM184 252H185V251H184ZM184 252H183V253H184ZM188 252H189V250H188ZM194 252H195V251H194ZM211 252H212V251H211ZM18 253H19V252H18ZM33 253H34V252H33ZM33 253H32V254H33ZM65 253H66V252H65ZM99 253H100V252H99ZM101 253H102V252H101ZM101 253H100V255L103 256V253H102V254H101ZM139 253H140V252H139ZM150 253H151V252H150ZM153 253H154V252H153ZM158 253H159V252H158ZM164 253H165V252H164ZM164 253H163V254H164ZM167 253H168V252H167ZM167 253H165V255H167ZM170 253H171V252H170ZM186 253H187V252H186ZM195 253H196V252H195ZM195 253H194V255H195ZM199 253H200V252H199ZM201 253H202V252H201ZM24 254H25V253H24ZM104 254H105V253H104ZM106 254H107V252H106ZM122 254H123V253H122ZM132 254H131V255H132ZM142 254L144 255V253H142ZM180 254H181V253H180ZM180 254H179V255H180ZM210 254H211V253H210ZM210 254H209V255H210ZM221 254H222V253H221ZM38 255H39V254H38ZM50 255H51V254H50ZM70 255H71V254H70ZM98 255H99V254H98ZM111 255H112V254H111ZM126 255H127V254H126ZM131 255L128 254V255L126 256V258H127L128 256L130 257ZM147 255H148V254H147ZM151 255H152V254H151ZM156 255H157V254H156ZM172 255H173V254H172ZM211 255H213V254H211ZM94 256H93V257H94ZM104 256H105V255H104ZM115 256H114V257H115ZM120 256H122V255H120ZM139 256L141 257V255H139ZM148 256H149V255H148ZM169 256H170V255H169ZM169 256H168V259H169ZM175 256H176V255H175ZM181 256H182V255H181ZM181 256H180V257H181ZM183 256H184V255H183ZM51 257H52V256H51ZM53 257H54V256H53ZM105 257H106V256H105ZM166 257H167V256H165L164 258H166ZM170 257L172 258V256H170ZM173 257H174V255H173ZM180 257H178V258H180ZM185 257H186V256H185ZM210 257H211V256H210ZM210 257H209V258H210ZM213 257H214V255H213ZM99 258H100V257H99ZM122 258H123V256H122ZM122 258L120 257L121 260H122ZM126 258H125V259H126ZM137 258H138V257H136V260H137ZM145 258L147 259V257H145ZM154 258H155V256H154ZM157 258H158V256H156V259H157ZM159 258H160V257H159ZM171 258H170V259H171ZM209 258H208V259H209ZM55 259H56V258H55ZM55 259H53V260H55ZM89 259H90V257H89ZM92 259H93V258H92ZM100 259H101V258H100ZM104 259H105V258L103 257L101 260L104 261ZM120 259H118V260L121 261ZM123 259H124V258H123ZM125 259H124V261H125ZM143 259H144V258H143ZM146 259H145V260H146ZM151 259H152V258H151ZM151 259H149V260H151ZM170 259H169V260H170ZM194 259H195V258H194ZM215 259H216V258H215ZM75 260H76V259H75ZM101 260H100V262H101ZM132 260H133V259H132ZM136 260H135V261H136ZM141 260H142V259H141ZM160 260L162 261L163 258L160 259ZM176 260H177V259H176ZM182 260H184V262H185L186 259L183 258ZM206 260H207V259H206ZM209 260H210V259H209ZM251 260H252V259H251ZM130 261H131V260H130ZM147 261H148V260H146V262H147ZM155 261H156V260H155ZM167 261H168V260H167ZM167 261H166V262H167ZM189 261H190V260H189ZM128 262H129V260H128ZM150 262H151V261H150ZM153 262H154V259H153ZM158 262H159V261H157V263H158ZM170 262H172V261H170ZM175 262H176V261H175ZM177 262H178V261H177ZM195 262H196V261H195ZM198 262H199V261H198ZM23 263H24V262H23ZM28 263H29V262H28ZM115 263H118V262L116 261ZM123 263H124V262H123ZM123 263H122V264H123ZM130 263H131V262H130ZM139 263H140V262H139ZM139 263H138V264H139ZM147 263L149 264V262H147ZM154 263H156V262H154ZM50 264H51V262H50ZM99 264H101V263H99ZM109 264H111V262H110ZM113 264H114V263H113ZM118 264H119V263H118ZM124 264H125V263H124ZM126 264H127V262H126ZM175 264H177V263H175ZM178 264H180V263H178ZM189 264H190V262H189Z\"/></svg>", "mask_w": 264, "mask_h": 264}]
</instances>
